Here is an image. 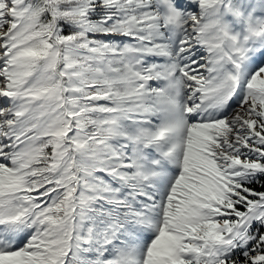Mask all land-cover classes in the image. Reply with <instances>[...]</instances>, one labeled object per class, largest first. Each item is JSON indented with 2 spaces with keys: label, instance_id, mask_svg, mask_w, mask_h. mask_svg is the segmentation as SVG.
Listing matches in <instances>:
<instances>
[{
  "label": "snow or ice",
  "instance_id": "1",
  "mask_svg": "<svg viewBox=\"0 0 264 264\" xmlns=\"http://www.w3.org/2000/svg\"><path fill=\"white\" fill-rule=\"evenodd\" d=\"M0 264H264V0H0Z\"/></svg>",
  "mask_w": 264,
  "mask_h": 264
}]
</instances>
